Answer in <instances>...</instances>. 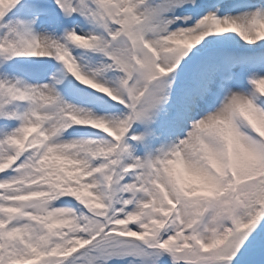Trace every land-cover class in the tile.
Masks as SVG:
<instances>
[{
    "label": "snow or ice",
    "instance_id": "1",
    "mask_svg": "<svg viewBox=\"0 0 264 264\" xmlns=\"http://www.w3.org/2000/svg\"><path fill=\"white\" fill-rule=\"evenodd\" d=\"M0 264H264V0H0Z\"/></svg>",
    "mask_w": 264,
    "mask_h": 264
}]
</instances>
